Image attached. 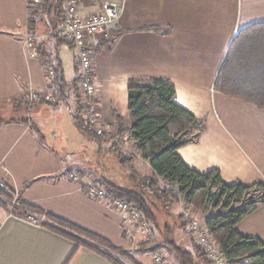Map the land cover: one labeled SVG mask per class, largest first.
Masks as SVG:
<instances>
[{
    "label": "crops",
    "instance_id": "obj_1",
    "mask_svg": "<svg viewBox=\"0 0 264 264\" xmlns=\"http://www.w3.org/2000/svg\"><path fill=\"white\" fill-rule=\"evenodd\" d=\"M102 1L80 0L78 10L82 15L95 13ZM112 1L122 7L117 27L126 32L115 40L93 37L90 41L100 87L99 126L107 134L98 144L75 122L85 94L79 84L82 71L74 45L52 35L47 19L36 24L32 35L27 0H0V111L8 112V119L23 117L15 115L16 103L25 101L32 87H47L44 61L38 53L34 57L26 53L25 42L33 36L43 51L60 59L69 85L58 104L32 106L30 123L0 124V178L24 202L129 248L141 264H158L150 245L148 251L132 249L137 235L133 219L109 201L92 198L86 186L103 179L118 184V173H153L135 141L113 138L121 125L117 117L125 126L130 124L129 79L152 77L171 79L176 103L207 121L197 142L178 149L189 167L200 172L219 169L228 184L264 181V108L214 89L234 36L242 28L264 21V0ZM50 115L52 124L46 120ZM130 153L136 155L133 166H121L117 155ZM179 205L171 206L168 221L175 230L180 221V232L191 243ZM23 214L0 205V264H113L85 246L73 254L77 245L73 239L49 226L30 223ZM236 228L264 241V205ZM160 253L162 262L170 264L173 255H165L163 249Z\"/></svg>",
    "mask_w": 264,
    "mask_h": 264
},
{
    "label": "trees",
    "instance_id": "obj_2",
    "mask_svg": "<svg viewBox=\"0 0 264 264\" xmlns=\"http://www.w3.org/2000/svg\"><path fill=\"white\" fill-rule=\"evenodd\" d=\"M41 8L43 19L50 21L54 30L65 17L66 0H41ZM28 23L31 34L35 35L37 23L30 19ZM124 32L126 31L116 27L111 29L108 38L115 40ZM34 40L41 59H49L55 65L62 100L69 87L62 63L57 56L53 57L43 51L37 38ZM64 40L60 39L61 42ZM214 89L264 108V21L242 28L234 36L216 76ZM175 97L176 88L169 78L129 79L130 124L125 126L124 120L117 117L121 125L113 138L135 141L137 150L150 164L153 173H130V187L114 183L110 179H103L101 183L95 184L103 187L109 196L136 203L153 230L158 231L157 233L166 232L163 236L165 244L175 252L181 264L211 262L209 263L205 251L198 244H194L195 252L182 247L173 236L175 226L170 221L162 223L164 214H170L171 206L180 202H184L194 212H208L203 223L224 254L227 264H264V241L260 237L245 236L236 228L246 216L264 205V181L254 184L237 181L228 184L223 180L219 169L200 172L189 167L178 149L197 142L207 121L180 106ZM14 108L17 111L15 115L21 113L23 117L0 119V124L17 120L31 122V107L26 100L17 102ZM75 122L80 131L96 143L101 144L107 139L106 133L98 134L86 120L84 107L75 117ZM31 127L40 132L33 123ZM114 151L118 152V148ZM135 157L134 153L127 156L117 155L119 164L123 167H132ZM118 174L122 176L121 173ZM29 184L27 182L25 187ZM0 205L13 212L45 216L47 221L43 223L44 226L55 229L77 243L73 254L80 246H85L113 264H141L135 260L129 248L118 246L101 234L24 202L21 194L14 192L1 178ZM180 217L183 220L182 226L189 230V220L185 214L181 212ZM149 251L157 252L154 248ZM157 263L164 264L162 261Z\"/></svg>",
    "mask_w": 264,
    "mask_h": 264
},
{
    "label": "built area",
    "instance_id": "obj_3",
    "mask_svg": "<svg viewBox=\"0 0 264 264\" xmlns=\"http://www.w3.org/2000/svg\"><path fill=\"white\" fill-rule=\"evenodd\" d=\"M30 10V20L39 23L43 19V10L41 0H27ZM80 0H66V12L63 21L53 30L52 35L65 39L68 43L74 45L77 50L76 59L82 71L80 78V88L85 94L84 115L86 120L93 125L98 134H103V129L99 126L100 104L98 100L99 84L95 79L94 70V50L90 45L91 38L110 36L111 29L117 27L120 19L122 7L112 0H103L100 9L89 15H82L78 10ZM36 37H31L25 42L26 53L28 56H36L38 53ZM44 69L47 77L46 88L32 87L26 98L29 107L37 103L44 102L48 104H58L60 99V90L57 83V73L55 65L51 60L44 61ZM74 180H79V176L72 175ZM88 195L92 198L107 200L115 208L126 212L132 219L137 221L147 233L152 234L153 229L149 222L143 218L141 211L134 202H129L124 198L109 196L107 191L96 184L86 186ZM185 216L189 220V230L196 242L203 248L211 264H227L226 258L219 246L214 241L206 225L194 218L192 211L187 209ZM26 221L43 225L45 216H38L32 213H26L22 216ZM162 255L159 251L155 253V260L162 261Z\"/></svg>",
    "mask_w": 264,
    "mask_h": 264
},
{
    "label": "rangeland",
    "instance_id": "obj_4",
    "mask_svg": "<svg viewBox=\"0 0 264 264\" xmlns=\"http://www.w3.org/2000/svg\"><path fill=\"white\" fill-rule=\"evenodd\" d=\"M43 20V19H42ZM60 23V22H59ZM42 24V22L40 23V25ZM9 118V113L8 112H3V111H0V119H8ZM47 122L52 124L53 121H54V118L52 117V115L50 116H47L46 118ZM144 173H140V174H149V173H146V171H143ZM122 176L121 177H118V182L119 184L123 185V186H127V187H130V182H129V174L130 173H121ZM179 205V204H178ZM176 205V206H178ZM175 205L173 207H176ZM180 209V213H185V211L187 209H189L190 211H192V216L196 219H198L200 222H204L205 218L208 216V212H204V211H195L187 206L184 202H181L180 205H179ZM23 213V212H22ZM163 214V213H162ZM169 217H170V214H164V217H162V223H165L164 221H168L169 220ZM45 221H47V219L45 218ZM171 221V220H170ZM133 222L137 225V230H136V239H134V245H132V249H138L141 250V251H145L148 246L152 245V247L149 246V248L151 249H155V251H159L161 252V250L163 249L164 251V254L167 255V254H170V255H173L171 256L170 258V264H181L179 258L177 257V255L175 254V252L170 249V247H168L166 244H165V241L163 239V236L164 234L166 233L165 231L162 232V233H157L155 230H153V233L152 234H149L146 232V230H144L141 226H139L137 223V221H135L133 219ZM181 226H180V221H178V227L176 228L173 236L176 240H178V242L181 243V245L186 248L187 250H191V251H194L195 250V247H194V244H198L196 242V240L194 239L193 235H192V242L189 243L190 241L188 240L189 238H187V235H183L180 231H181ZM192 244V246H191ZM195 244V245H196ZM199 245V244H198ZM195 252V251H194ZM151 255L153 256V258L155 259V252H150ZM162 255V254H161ZM163 257V256H162ZM209 260V259H208ZM156 261V260H155ZM157 262V261H156ZM210 263V261H209Z\"/></svg>",
    "mask_w": 264,
    "mask_h": 264
}]
</instances>
